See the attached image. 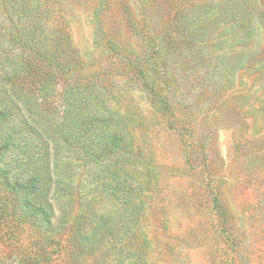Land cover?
Here are the masks:
<instances>
[{"label":"rangeland","instance_id":"374dc122","mask_svg":"<svg viewBox=\"0 0 264 264\" xmlns=\"http://www.w3.org/2000/svg\"><path fill=\"white\" fill-rule=\"evenodd\" d=\"M53 1L79 59L52 99L30 96L29 106L60 146L70 213L85 196H107L96 208L117 209L130 193L141 207L131 226L149 238L150 264H264V73L250 58L264 39L256 18L264 0L245 51L226 23L205 22L196 7L186 16L199 0ZM199 27L210 34L201 45L190 32ZM81 82L91 87L73 94L84 101L75 110L63 93ZM95 117L111 118L125 142L111 146L102 123L99 137L81 123ZM103 146L110 156L98 159ZM129 156L146 175L142 189L124 170Z\"/></svg>","mask_w":264,"mask_h":264},{"label":"trees","instance_id":"16d2710c","mask_svg":"<svg viewBox=\"0 0 264 264\" xmlns=\"http://www.w3.org/2000/svg\"><path fill=\"white\" fill-rule=\"evenodd\" d=\"M256 3L257 0H199L185 10L190 17L196 7L205 22H224L237 30L234 38L245 51L255 27L264 23L263 11L256 16L260 22L255 18ZM56 5L53 0H0V251L7 248L3 264L10 260L13 264H150L149 238L131 226L137 210H141L133 194L126 193L124 201L117 199L121 205L117 209H108V205L96 208L107 196H85L77 215L70 213L59 170L60 146L29 106L30 96H45L43 104L50 100V93L52 99L65 74L79 59L69 24ZM203 28L190 31L199 45L210 37L207 31H201ZM255 45L250 58L264 73L263 34ZM90 87L88 82H81L75 87L77 92L69 88L63 93L64 104L78 109L84 101H76L73 94H87ZM162 98L155 96V102L161 100L158 108L171 109V102L164 104L162 100L166 99ZM47 106L52 113L59 110V103ZM81 123L97 127L98 137L102 123L111 146L125 142L122 134L113 129L111 118L95 117ZM106 153L110 152L103 146L97 158H108L110 155L102 156ZM135 163L129 156L124 170L135 177L136 185L142 189L146 175L135 172ZM102 209L105 210L99 212ZM26 231L32 240L28 245L23 242Z\"/></svg>","mask_w":264,"mask_h":264}]
</instances>
